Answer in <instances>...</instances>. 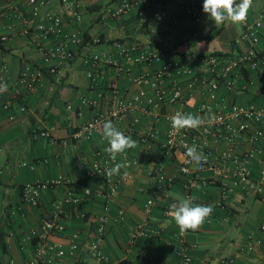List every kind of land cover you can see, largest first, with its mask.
Segmentation results:
<instances>
[{
  "label": "crops",
  "instance_id": "crops-1",
  "mask_svg": "<svg viewBox=\"0 0 264 264\" xmlns=\"http://www.w3.org/2000/svg\"><path fill=\"white\" fill-rule=\"evenodd\" d=\"M181 1L146 0L115 19L111 18L110 11L120 0H82L79 17L64 11L57 0H51L39 9L38 17L45 13L60 15L63 33L80 34L88 45L87 52L79 49L75 58L63 63L56 74L44 76L32 91L17 96L15 89H23L20 84L14 85L20 72L25 67L44 66L42 52L35 44L41 34L35 27L31 34H21L22 19L6 15L8 2L0 0V36L8 35L0 42V65L5 64L7 68L0 72V83L8 86L6 92L0 93V235L5 244L4 252L0 251V264H26L41 243L42 222L54 217L64 224L65 232L50 235L48 240L67 245L69 237L77 235L82 246L74 257L57 258L49 264H94L85 244L91 237L97 215L106 218L101 247L112 264H179L176 251L183 243L196 244L191 250L193 264H264V230L260 228L264 224V202L241 187L233 186L229 177H219L210 171L202 173L213 182L194 191V195L197 205L211 206L213 211L198 230L181 232L174 219L163 214L166 207L171 209L172 204L177 203L175 196L185 197L184 178L179 172L181 148L162 146L172 127L167 116L177 110L196 115L206 99L201 89L193 87L185 91L181 99L172 103L158 102L143 113L135 98L141 91L153 95L154 86L150 80L140 81L139 78L144 72L151 77L158 65L127 63L116 45L136 41L146 49H166L169 59L183 63L191 74H171L159 80L157 86L165 93L176 80L188 89L185 83L205 69L208 55L233 56L245 47V43L236 41L242 23L237 29L231 22L215 27L204 12L201 20L195 21L180 11ZM22 2L17 1L19 7ZM263 7L264 0H253L246 22L256 20ZM156 14L167 17V30L162 29ZM172 18L176 19V24L170 23ZM34 22V25L45 24L40 19ZM216 30L219 32L215 33ZM262 32L264 34V25ZM57 37L51 34L41 42L48 45ZM96 38L98 42H93ZM96 53L108 60L98 66L107 82L114 85L112 93L100 81L104 89L101 108L105 109L117 98L133 107L122 119H106L136 141L135 148L118 154L115 161L105 150L108 143L102 139V127L97 128L89 140L70 138L92 115L90 108L79 105V99L96 92L90 88L87 76L95 69L90 57ZM262 69L264 71V67ZM243 84H247L244 92L225 97L224 105L263 106V79L255 71H249L239 82ZM219 107L215 102L209 111L200 113L208 119ZM129 129L132 133L127 132ZM38 130L47 131L58 141L66 140L67 144L63 146L34 137V131ZM185 140L198 150L218 151L225 147L214 137L204 138L202 125L191 129ZM242 148L247 149L248 145L243 144ZM95 161L110 168L116 163L124 165L119 175L111 176V180L117 182V190L107 201L84 194L85 189L92 192L107 189L105 180L89 175V166ZM156 165H161L171 179V184L162 192L150 177ZM251 170L256 174L257 165L251 164ZM54 180L59 182L42 190L36 205L23 198L25 183ZM70 194L78 199L76 203L67 201ZM149 198L155 203L146 212ZM137 225H143L145 234L133 238Z\"/></svg>",
  "mask_w": 264,
  "mask_h": 264
},
{
  "label": "built area",
  "instance_id": "built-area-1",
  "mask_svg": "<svg viewBox=\"0 0 264 264\" xmlns=\"http://www.w3.org/2000/svg\"><path fill=\"white\" fill-rule=\"evenodd\" d=\"M17 1L7 0L8 5L5 14L12 17H19L24 23L23 29L20 31L23 35L32 33V28L40 30V39L35 41L36 46L42 52V60L44 66L37 68L25 67L18 75L14 85L20 84L23 89L16 88L15 95H22L23 92L32 91L46 75H54L63 63L73 60L79 49L87 52V43L83 37L77 33H63L61 30L62 18L60 15L45 13L38 17L39 9L48 4L51 0H23L22 6L19 7ZM64 11L79 17L78 11L82 7V0H57ZM146 0H120L119 5L110 11L111 18L120 19L128 13L135 5ZM160 2L162 0H151ZM180 11L195 21L201 20L203 12V0H183L179 4ZM156 20L162 24V29L167 30L168 25L165 24L167 17L156 14ZM40 19L45 24L38 23L34 25V20ZM171 24H176L175 18L170 20ZM264 25V7L261 9L260 16L251 23L243 22L242 30L237 38V42L245 43V47L240 49L235 55H226L223 53H212L205 59V69L201 73L191 76L184 84L178 80L173 81L171 89L165 93L157 83L167 75L185 76L191 74L183 63L168 58L166 49H146L140 47L136 41L130 43H117L118 53L130 64L137 65L142 63H155L158 65L156 71L149 77L148 73L140 75L139 80H150L154 86L153 95H147L140 92L135 98L140 102V110L147 113L148 110L162 103H172L181 99L187 91H191L193 87L201 89L205 97V103L202 104L200 112L209 111L212 103L217 102L221 107L211 118L205 119L200 112L196 115L204 118L205 123L202 125V134L204 138L214 137L216 140L223 142L225 147L221 150L214 151L210 148L198 150L205 154L206 161L196 163L186 156L187 147L190 146L186 142L191 129L175 130L172 127L167 131L162 146L165 148H181V159L179 162V172L183 176L182 187L186 198H191L193 205H197V199L194 191L202 189L213 180L202 176L204 171H210L219 177H229L232 179L233 186L241 187L243 190L259 197L264 202V105L257 107L253 104L242 105L231 103L224 105L225 97L236 92H244L247 84L239 85L246 72L255 71L257 75L263 79L262 95L264 97V34L262 28ZM58 35L56 41L51 44H44L43 41L50 35ZM8 35L0 36V42L5 41ZM93 42H98V38ZM91 62L95 69L88 73L90 80V88L95 90L93 96H84L79 99L81 107H87L92 110L90 119L82 123L79 128L71 134V139L75 141L89 140L94 131L102 127L106 119L119 120L124 118L132 109V104L124 99L117 98L105 108H101V102L104 99V89L99 83L102 81L103 87L112 93L114 85L104 78L99 70L100 62H107L103 54L96 53L91 55ZM6 71V65H0V72ZM2 76H0V81ZM14 87V86H13ZM186 91V92H185ZM70 108V106H68ZM182 111H174L167 116L171 122L175 113ZM191 113L192 112H187ZM194 115V114H193ZM132 133V129L127 132ZM34 137L46 138L51 143H59L65 146L66 140L58 141L47 131H34ZM144 140L145 138L142 137ZM248 145L247 149H243L242 145ZM109 145L105 146L106 148ZM258 167L257 173L251 170V164ZM109 165L100 162H93L89 166V175L100 178L107 182L105 191H94L85 189L86 196L102 198L107 201L117 190V182L111 180L106 175ZM150 177L157 183L158 191H165L171 184V179L165 174L161 165H156ZM59 181H36L25 183L23 190L25 200H29L31 204L38 203L40 192L49 189ZM67 201L76 203L78 199L71 194ZM154 199L149 198L146 201L145 209L149 212L154 205ZM170 207H166L163 211L165 216H169ZM264 230V224L260 227ZM65 232L64 224L56 219L44 220L41 226L40 239L41 243L36 249L34 255L26 262V264H49L57 258L74 257L82 244L77 240V235H72L68 239L67 245L61 241L50 242V235H61ZM91 237L85 244L90 258L94 264H112L109 257L102 251V242L106 234V218L104 215H97L94 220ZM145 234L143 225H137L134 229L132 237ZM84 245V244H83ZM196 247L194 243H183L176 251L179 264H193L191 250Z\"/></svg>",
  "mask_w": 264,
  "mask_h": 264
},
{
  "label": "clouds",
  "instance_id": "clouds-1",
  "mask_svg": "<svg viewBox=\"0 0 264 264\" xmlns=\"http://www.w3.org/2000/svg\"><path fill=\"white\" fill-rule=\"evenodd\" d=\"M252 6L253 0H239V2L237 0H203V12L207 14L208 19L213 22L215 27L225 22L233 24L245 22ZM7 90V84L0 83V93ZM204 123V118L191 113L177 112L171 118V126L175 130L197 129ZM102 139L108 143L109 147L106 148V151L113 161L116 160L118 154H123L127 149L136 147V141L115 127L110 120L102 126ZM186 156L196 163L207 159L205 154L198 151L194 145L187 147ZM123 166L121 163H116L114 167L106 170V175L108 177L119 175ZM174 198L177 203L172 204L169 215L174 219L181 232L198 230L213 211L211 206L193 205L191 198L180 196Z\"/></svg>",
  "mask_w": 264,
  "mask_h": 264
},
{
  "label": "trees",
  "instance_id": "trees-1",
  "mask_svg": "<svg viewBox=\"0 0 264 264\" xmlns=\"http://www.w3.org/2000/svg\"><path fill=\"white\" fill-rule=\"evenodd\" d=\"M219 30H220V28H219ZM219 30H216L215 33H218ZM215 33H214V34H215ZM83 40L85 41V39H83ZM4 250H5L4 240H3V238H2L1 235H0V251L3 253Z\"/></svg>",
  "mask_w": 264,
  "mask_h": 264
},
{
  "label": "rangeland",
  "instance_id": "rangeland-1",
  "mask_svg": "<svg viewBox=\"0 0 264 264\" xmlns=\"http://www.w3.org/2000/svg\"><path fill=\"white\" fill-rule=\"evenodd\" d=\"M235 26H236V29L238 28V24H235Z\"/></svg>",
  "mask_w": 264,
  "mask_h": 264
}]
</instances>
